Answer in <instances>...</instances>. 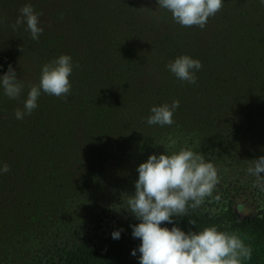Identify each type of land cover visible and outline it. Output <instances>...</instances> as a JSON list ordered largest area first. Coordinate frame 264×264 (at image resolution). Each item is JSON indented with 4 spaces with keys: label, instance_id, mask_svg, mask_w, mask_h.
<instances>
[{
    "label": "rangeland",
    "instance_id": "rangeland-1",
    "mask_svg": "<svg viewBox=\"0 0 264 264\" xmlns=\"http://www.w3.org/2000/svg\"><path fill=\"white\" fill-rule=\"evenodd\" d=\"M27 3L41 13L38 41L10 27ZM65 54L70 94H42L16 119L42 66ZM181 55L201 61L196 84L167 69ZM9 65L25 88L18 100L0 89V166L10 168L0 175V264H65L69 249L139 222L122 197L170 135L173 151L187 145L221 169L220 202L194 214H264V195L245 178L248 161L264 156L261 0H223L204 29L173 22L157 0H0V76ZM173 100L172 126L147 124L151 107Z\"/></svg>",
    "mask_w": 264,
    "mask_h": 264
},
{
    "label": "clouds",
    "instance_id": "clouds-1",
    "mask_svg": "<svg viewBox=\"0 0 264 264\" xmlns=\"http://www.w3.org/2000/svg\"><path fill=\"white\" fill-rule=\"evenodd\" d=\"M158 8L171 13L173 22L182 27L198 26L204 29L210 17H214L223 7V0H157ZM264 4V0H261ZM15 22L10 25L13 31L21 27L30 33L34 41H38L43 33L39 16L31 3L24 4L19 10ZM23 50V46L20 51ZM73 61L69 55H61L41 68L38 84L28 85L27 98L23 101V109L15 110L16 119H23L38 107V99L42 94L65 98L71 92L69 77L73 72ZM177 79L189 84H196V73L201 70L202 63L188 55H181L166 65ZM25 88V83L17 77L11 65L8 71L0 76V89L3 95L18 100ZM180 102L173 100L171 104L153 106L146 122L150 126H172L173 115ZM178 143L171 135L162 145L166 154L150 155L141 163L136 171L138 179L134 184V194L125 193L122 197L124 208L139 223L131 225L132 237L140 240L138 249L132 256L140 253L139 264H246L251 261L253 249L246 244L238 232L218 230V226L204 227L201 231L181 230L176 226L178 218L189 217L200 209L206 201L217 202L221 194L217 186L222 181L221 169L205 156L185 145L179 151H173ZM245 169L246 177L253 178L252 187L264 195V156L248 161ZM10 171L9 165L0 166V175ZM230 170L223 169L224 173ZM214 193H216L214 195ZM264 206V201H260ZM215 213V209H205ZM174 218H176L174 220ZM194 226L195 221L189 220ZM174 225L169 229L162 224ZM123 229L114 230L111 237L121 238Z\"/></svg>",
    "mask_w": 264,
    "mask_h": 264
},
{
    "label": "trees",
    "instance_id": "trees-1",
    "mask_svg": "<svg viewBox=\"0 0 264 264\" xmlns=\"http://www.w3.org/2000/svg\"><path fill=\"white\" fill-rule=\"evenodd\" d=\"M189 220H194L195 225H190ZM137 223L139 222L121 224L116 229H123L119 240L112 239L110 234L69 249L64 253L65 264H139L140 253L137 251L136 256L131 255L141 243L139 239L132 237L131 225ZM213 225L218 226L220 231L238 232L244 242L252 246L253 256L246 264H264V214L259 213L238 221L234 215L233 219H225L193 213L189 217L178 218L176 222V226L185 232H199L204 227ZM161 226L171 229L174 225L165 223Z\"/></svg>",
    "mask_w": 264,
    "mask_h": 264
}]
</instances>
